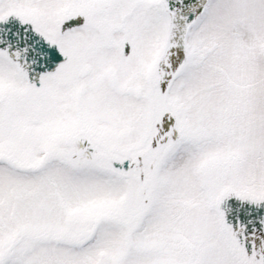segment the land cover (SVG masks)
Instances as JSON below:
<instances>
[{"label": "snow or ice", "instance_id": "6c2138e0", "mask_svg": "<svg viewBox=\"0 0 264 264\" xmlns=\"http://www.w3.org/2000/svg\"><path fill=\"white\" fill-rule=\"evenodd\" d=\"M0 264H264V0H0Z\"/></svg>", "mask_w": 264, "mask_h": 264}]
</instances>
